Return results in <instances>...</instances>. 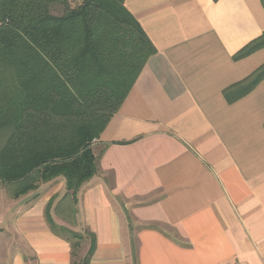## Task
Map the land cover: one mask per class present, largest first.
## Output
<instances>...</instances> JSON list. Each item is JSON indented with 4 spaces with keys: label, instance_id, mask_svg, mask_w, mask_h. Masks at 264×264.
<instances>
[{
    "label": "crops",
    "instance_id": "1",
    "mask_svg": "<svg viewBox=\"0 0 264 264\" xmlns=\"http://www.w3.org/2000/svg\"><path fill=\"white\" fill-rule=\"evenodd\" d=\"M125 5L156 52L97 140L100 172L75 218L57 209L63 177L0 187V264H78L91 235L90 264H264V78L226 96L264 65V47L237 57L264 34V0Z\"/></svg>",
    "mask_w": 264,
    "mask_h": 264
},
{
    "label": "trees",
    "instance_id": "2",
    "mask_svg": "<svg viewBox=\"0 0 264 264\" xmlns=\"http://www.w3.org/2000/svg\"><path fill=\"white\" fill-rule=\"evenodd\" d=\"M261 47L264 34L237 57ZM155 52L125 0H0V182L9 195L63 177L57 209L75 218L80 188L100 172L93 144ZM262 78L264 65L226 96L238 99ZM52 203L47 218L59 232ZM84 238L72 233L74 254ZM90 238L78 264L91 262Z\"/></svg>",
    "mask_w": 264,
    "mask_h": 264
},
{
    "label": "rangeland",
    "instance_id": "3",
    "mask_svg": "<svg viewBox=\"0 0 264 264\" xmlns=\"http://www.w3.org/2000/svg\"><path fill=\"white\" fill-rule=\"evenodd\" d=\"M56 14H61L62 13V10L59 8V9H57L56 11ZM97 143V140L94 142V144H93V148H94V151H95V153H98L99 152V150H100V146L98 145V144H96ZM0 187H2V188H4V189H6V190H8V192H9V188L8 187H6L4 184H2L1 182H0ZM88 237V236H87ZM89 238V237H88ZM89 243V242H88ZM86 252V250L85 251H82V253H81V255L83 256H85V253Z\"/></svg>",
    "mask_w": 264,
    "mask_h": 264
}]
</instances>
